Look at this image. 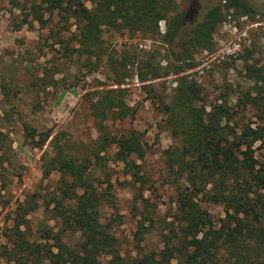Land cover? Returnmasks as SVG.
<instances>
[{
  "label": "rangeland",
  "instance_id": "1",
  "mask_svg": "<svg viewBox=\"0 0 264 264\" xmlns=\"http://www.w3.org/2000/svg\"><path fill=\"white\" fill-rule=\"evenodd\" d=\"M239 1L248 9L239 3L226 8L228 0H175L177 10L185 12L189 7V16L171 42L161 38L166 32L164 22H160L156 38H127L105 31L100 59L74 55L68 60L57 44L55 17L46 14L44 26L34 20L32 9L42 6L43 0H0V86L4 82L8 90L6 96L0 88V264H16L5 232L21 213L19 208H32L25 215L31 242H44L39 239L42 231L57 230L58 222L46 206L57 193L59 173L52 171L44 179L42 158L54 137L89 156L100 148L95 146L100 133L89 105L101 92L119 88L130 115L112 123L109 133L141 134L143 157L134 155L128 162L139 165L144 179L136 181L117 159L115 146L100 152L97 160L91 157L89 174L101 195V222L110 225L119 251L126 257L140 250L158 253L168 238L178 244L173 215L181 182L166 166L167 151L176 143L164 128L157 98L169 97L178 78L184 76L196 85L198 104L207 110L227 104L235 121L255 128L254 102L261 98L257 92L264 95V0ZM219 4L223 22L203 47L188 48L180 59L177 54L192 26ZM145 60L159 75L152 78L147 73L146 81L141 82L144 69L140 73L137 63ZM181 67L184 71L179 73ZM47 133L50 138L36 146ZM253 150L257 166L264 168V141L256 142ZM200 205L215 224L224 217L221 205L203 200ZM80 240L78 231L64 236L69 247Z\"/></svg>",
  "mask_w": 264,
  "mask_h": 264
},
{
  "label": "trees",
  "instance_id": "2",
  "mask_svg": "<svg viewBox=\"0 0 264 264\" xmlns=\"http://www.w3.org/2000/svg\"><path fill=\"white\" fill-rule=\"evenodd\" d=\"M238 3L244 10L248 9L239 0H228L225 7H237ZM32 14L42 26L47 25L46 14L55 17V36L65 59L71 60L74 55H95L100 59L105 31L127 38H156L160 36L159 24L164 22L166 32L161 38L171 42L183 29L189 7L185 12L179 11L175 0H43L42 6L32 9ZM222 22L221 4L215 5L192 26L177 56L181 59L188 48L203 47L205 39ZM73 26L75 30L71 32ZM65 34L70 36L63 38ZM137 64L139 71L144 69L141 82L146 81L147 73L158 78L157 69L147 60ZM183 71L181 67L179 73ZM0 88L8 96L4 82ZM197 91L194 83L181 76L169 97L157 98L160 102L156 109L162 115L164 128L176 143L167 151L166 166L174 179L181 182L176 188L173 215L177 224V245L168 238L158 253H143L139 249L137 255L126 257L120 253L110 225L101 222L102 199L89 174L91 157L97 160L100 152L115 146L117 159L125 164L136 181L144 179L139 174V165L128 162L134 155L143 157L141 134L136 131L116 136L109 133L112 123L130 115L119 88L101 92L89 105L100 133L95 143L100 148L93 150L90 156L73 150L72 145L57 137L50 140L49 151L42 158V173L44 179L52 171L59 173L57 193L46 206L57 220L58 228L42 231L39 239L44 242H31L25 215L32 208H19L21 213L14 217L13 225L5 232L14 262L264 264V168L257 166L253 154L254 144L264 141V95L257 92L262 99L254 102L257 122L252 128L235 121L227 104H216L209 110L198 104ZM28 134L31 135L29 129ZM2 136L0 131V141ZM49 138V133L42 135L41 142L35 145L41 147ZM200 200L223 207L224 217L218 224L200 205ZM75 231L80 233L81 240L69 247L64 236Z\"/></svg>",
  "mask_w": 264,
  "mask_h": 264
}]
</instances>
